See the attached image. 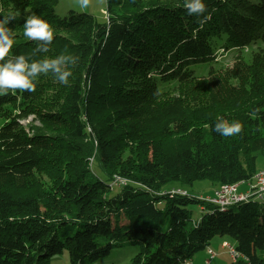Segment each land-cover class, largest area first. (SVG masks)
<instances>
[{
  "label": "trees",
  "instance_id": "obj_1",
  "mask_svg": "<svg viewBox=\"0 0 264 264\" xmlns=\"http://www.w3.org/2000/svg\"><path fill=\"white\" fill-rule=\"evenodd\" d=\"M56 3L0 0L18 14L15 54L79 57L66 85L49 73L35 92L0 97V264H51L64 250L92 264L121 246L137 248L131 264H181L214 235L242 255L230 264H264V198L221 209L165 188L252 182L264 155V0H204L207 19L184 0H106L103 22ZM31 13L55 28L47 53L23 35ZM219 118L242 132L221 136Z\"/></svg>",
  "mask_w": 264,
  "mask_h": 264
},
{
  "label": "clouds",
  "instance_id": "obj_2",
  "mask_svg": "<svg viewBox=\"0 0 264 264\" xmlns=\"http://www.w3.org/2000/svg\"><path fill=\"white\" fill-rule=\"evenodd\" d=\"M75 4L81 10L92 5V0H75ZM184 8L189 15L207 19L208 12L204 0H184ZM18 19L15 11L4 12L0 8V97L15 95L17 93H32L36 91L38 78L41 75L52 74L53 78L61 84H67L72 76V67L78 63L79 57L72 54H59L55 57L32 59L30 56L15 54V33L9 24ZM23 35L34 42L36 47L33 55L47 53L49 45L55 38L56 31L46 19L31 13L24 17ZM214 130L223 137L238 135L243 130L239 120L228 121L219 118Z\"/></svg>",
  "mask_w": 264,
  "mask_h": 264
},
{
  "label": "rangeland",
  "instance_id": "obj_3",
  "mask_svg": "<svg viewBox=\"0 0 264 264\" xmlns=\"http://www.w3.org/2000/svg\"><path fill=\"white\" fill-rule=\"evenodd\" d=\"M106 9V0H92V5L85 9L81 10L75 4V0H57V3L54 5L53 10L55 13L59 15L65 14L68 10H73L76 12H86L92 14L99 22H103L105 20V10ZM235 52L229 51H220L217 62H220V65H230L233 61V57L235 56ZM210 66H214V63L211 64H195L191 66V69L195 71V73L199 75L207 74V71ZM218 66V65H217ZM29 119L22 120L23 123L28 122ZM255 167L257 172H264V155L262 153L256 154ZM217 184L213 182H209V180H197L194 181L192 185L187 184H179L177 182H171L165 186L168 187H177L181 186L183 189L187 190L189 195H193L197 198L204 199V196H209L213 194L214 187ZM117 187L113 188V192L117 191ZM210 197V196H209ZM229 206V205H228ZM192 210V217L197 219L203 213L200 209V206L197 204H192L190 206ZM226 242L230 245H233V239L230 236H219L214 235L208 247L205 250H201L195 255L181 263V264H230L232 262V258L227 252V248L223 247V243ZM208 250L213 251L215 256L210 259L209 263L205 262V259L208 258ZM137 252V248L134 246L123 248H114L109 256L102 258L92 264H131L132 257L135 256ZM51 264H70L67 256V251L64 250L62 254H58L51 260Z\"/></svg>",
  "mask_w": 264,
  "mask_h": 264
},
{
  "label": "built area",
  "instance_id": "obj_4",
  "mask_svg": "<svg viewBox=\"0 0 264 264\" xmlns=\"http://www.w3.org/2000/svg\"><path fill=\"white\" fill-rule=\"evenodd\" d=\"M118 181L123 182V179H118ZM238 184H223L218 186L214 191L213 195L210 197L204 198L206 201L216 204L219 208L224 209L226 206L240 202L242 200L255 199L262 200L264 198V172L254 173L252 182L250 183L249 189L246 192H238ZM172 193L185 194L186 191L182 189L172 190ZM223 247L227 248L232 261H236L239 258H242V255L235 249L233 245H230L226 242L223 243ZM208 258L205 259L206 263H209L212 256H215L213 251L208 250Z\"/></svg>",
  "mask_w": 264,
  "mask_h": 264
},
{
  "label": "crops",
  "instance_id": "obj_5",
  "mask_svg": "<svg viewBox=\"0 0 264 264\" xmlns=\"http://www.w3.org/2000/svg\"><path fill=\"white\" fill-rule=\"evenodd\" d=\"M249 186H250V182H243V183H240L238 184L236 187H237V191L238 192H246L248 191L249 189ZM218 188V186H215L214 187V190H213V193L214 191ZM182 190H186V189H182ZM187 191V190H186ZM213 195V194H212ZM212 195H209V196H212ZM209 196H204L203 195V198H206V197H209ZM201 209V208H200Z\"/></svg>",
  "mask_w": 264,
  "mask_h": 264
}]
</instances>
